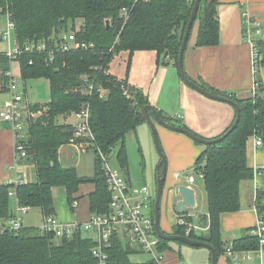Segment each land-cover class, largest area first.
I'll use <instances>...</instances> for the list:
<instances>
[{
  "label": "trees",
  "instance_id": "1",
  "mask_svg": "<svg viewBox=\"0 0 264 264\" xmlns=\"http://www.w3.org/2000/svg\"><path fill=\"white\" fill-rule=\"evenodd\" d=\"M193 3L194 0H7L20 44L67 30L70 23L71 29L78 26V40L94 45L59 54L55 56L54 63L40 54L23 53L19 56L23 80L42 76L50 82V101L43 113L29 123L28 134L23 139L26 155L20 163L33 164L35 177L16 187V196L21 204L38 207L42 213H54L51 188L60 185L65 187L69 209L74 212V204L78 201L74 195L81 184L88 182L94 184V190L88 194L90 212H109L110 193L95 151V171L91 177L80 176L76 168L64 167L59 162V147L72 137L74 126L58 124L57 119L60 115L77 111L82 103L88 102L89 127L94 144L104 153L111 152L110 148L119 144L116 159L122 171L125 170L128 158L124 138L127 132L145 122L140 108L148 104V100L139 89L128 86L125 80L112 77L108 73V64L114 54L121 51L128 52L129 65L134 51L155 50L158 61L168 51L161 62L173 61L177 66L182 36ZM218 3L219 0L200 1L195 17L198 22L197 46L218 43ZM5 4V0H0V6ZM123 8L130 9L127 18L120 16ZM106 20H109L108 26ZM112 46L113 50L109 52ZM260 56L259 64H264L262 48ZM6 69L5 65L1 72L3 78ZM82 75L95 77V82L107 90L106 95L100 97L96 90L90 95L79 91L83 84ZM122 86H127L126 95ZM263 91L258 83L251 96L246 98H238L227 91L218 92L239 107L238 122L221 141L205 145L195 160V170L201 173L207 199V214L200 216V222L208 225V231L205 235L191 232L189 236L210 243L219 255L225 251L220 215L240 208V182L252 175L247 166L246 142L256 134L264 145ZM32 108L37 110V106ZM158 113L173 124L163 112L158 110ZM161 166L160 161L159 171ZM10 187V183L0 185L2 218L13 213L8 195ZM263 199L264 190H259L256 206L264 218ZM182 217L190 222V217ZM173 234L185 235V224H177ZM168 243V240L160 238V249L164 251ZM93 244V239L83 233H76L71 238H55L38 230L35 232L34 225L23 226L17 233L6 231L0 234V264H94L90 251ZM258 244V238L250 233L235 239L231 246L238 251L256 249ZM106 250L107 264H151L132 262L129 258L131 249L125 247L116 235L111 237Z\"/></svg>",
  "mask_w": 264,
  "mask_h": 264
},
{
  "label": "crops",
  "instance_id": "2",
  "mask_svg": "<svg viewBox=\"0 0 264 264\" xmlns=\"http://www.w3.org/2000/svg\"><path fill=\"white\" fill-rule=\"evenodd\" d=\"M244 14L253 23L258 22L260 24L261 35L255 36L260 53L261 48L264 49V0H219L217 5L219 40L215 45L197 46L198 22L193 23L184 50L182 66L189 79L211 93L218 94L220 91H227L238 98H246L251 96L256 82L264 88V64H259L258 69L253 70L251 49L243 41L246 27ZM5 46L6 44L0 40V51L4 50ZM6 59L4 55L0 56V110L3 108L4 100L9 97L8 92L2 87L5 78L2 77L1 72L5 65L8 67V60ZM164 59L163 57L162 60ZM162 60L158 61L155 50H136L132 53L128 65V52L121 51L110 60L108 73L118 80H125L128 86L139 89L147 98L148 104L163 112L170 118L171 122H179L178 126L185 127L207 139L221 136L235 119L236 110L234 106L228 101L207 96L190 87L181 80L178 67L173 61L166 64L162 63ZM20 82L26 100H33L32 104L29 103V108L37 106V110L45 109L50 101L49 80L41 76L26 80L21 78ZM46 92L49 97L44 99ZM262 95L264 98V91ZM57 120L58 124L65 125H74L76 122L72 113L60 115ZM139 125H143V122ZM28 126L29 124L22 129L25 138L28 134ZM156 127L160 133L161 149L167 156V175L163 189V195H165L163 206L167 214L163 220L160 217V227L164 232L173 234L175 226L180 224L178 219L186 215L191 218L189 223L204 228L198 235H205L208 231V225L201 224L200 216L207 214V199L205 192L202 196L197 194L195 188L196 177L195 181L191 183L195 192L194 207L187 209L184 213H178L174 205L179 198L176 192L177 186L188 184L187 176L191 173H187V168H195V160L206 146L196 142L184 133L172 131L159 124ZM14 141L15 132L11 124L0 118V185L9 183L16 174V170L12 166ZM66 145L68 144L60 146L58 150L59 162L62 166L64 165L62 164L61 154L65 152ZM246 159L247 166L252 170V175L240 182V208L220 215V230L225 249L228 245H232L235 239L250 234L251 228L255 226L258 219V215L253 208L256 204L257 188L264 186V145L255 146L252 136L246 142ZM75 164L74 162L73 165L70 164L64 167L76 168ZM17 171L25 181L35 177V168L31 163H20L17 166ZM122 174L131 186L146 184L145 181L142 184H135L129 176H125L124 171ZM201 182L203 188V179ZM93 190V183L81 184L78 192L74 195L78 197V201L75 203L74 212H71L65 187L60 185L52 187L54 214L60 220L66 222L86 221L91 214L90 209H88V194ZM11 204L12 209H14L13 199H11ZM28 214L29 211L25 214V217L28 218ZM168 214L170 216H167ZM83 234L93 236L90 232H83ZM119 240L122 243L124 242L123 239L119 238ZM123 245L131 249L129 256L141 253L125 243ZM175 247L169 244L164 250L162 264H196L191 255L196 254L198 251L201 252L200 254L198 252L201 264L211 263V252L190 248L202 246L182 245L178 249H175ZM236 252L238 256L233 259L224 251L223 254L219 255L217 264H264V253L260 255L257 248ZM187 255L189 257H185ZM131 261L134 263L148 262L147 259Z\"/></svg>",
  "mask_w": 264,
  "mask_h": 264
},
{
  "label": "built area",
  "instance_id": "3",
  "mask_svg": "<svg viewBox=\"0 0 264 264\" xmlns=\"http://www.w3.org/2000/svg\"><path fill=\"white\" fill-rule=\"evenodd\" d=\"M5 1L6 4L0 6V40L6 46L4 50L0 51V55L6 56L8 60V67L3 72L5 80L2 87L8 92L9 97L4 100L3 108L0 110V118L9 122L15 132L14 161L12 166L15 168L16 174L14 179L9 182L11 187L8 190V195L14 202L13 213L7 218L0 217V234L6 231L19 232L24 226L23 215L31 208L29 205L21 204L16 196V187L25 182L24 178L18 173L17 166L20 164L21 158L26 155V147L23 144L25 133L22 129L42 113V110L35 112L29 108V101L26 100L24 93L19 88L18 79L21 76L19 56L23 53L40 54V56L44 55L48 62L54 63L55 56L59 54L94 46L92 42L77 39L78 26L70 31L61 30L51 36L38 40H29L24 44H20L16 37V27L12 13L8 8L7 0ZM129 11L130 9L123 8L120 11V16L127 18ZM244 22L246 27L243 41L251 49L252 68L256 71L259 66L260 53L255 36L261 35L260 24L258 22L253 23L246 14H244ZM112 50L113 46L108 49L109 52ZM29 63H32V59L29 60ZM81 78L83 84L78 88L79 91L90 95L96 90L100 97L106 95L107 90L95 82V77L83 75ZM257 86L258 82L255 83L253 91ZM121 88L126 95L128 93L127 86H122ZM74 114L76 122L72 125L74 126V131L72 137L69 138V144L78 153L87 150L95 151L101 167L102 177L110 193L109 212L106 214L91 213L89 219L83 222H66L60 220L54 213H42L41 222L37 226L38 232L55 238H71L76 233L83 232L92 233L93 236L89 237L94 242L90 250L95 259L94 264L108 263L106 248L113 235L118 236L121 240L123 239V243L131 248H136L140 252L150 255L149 263L162 264L164 251L160 249V238L154 229V196L150 192L148 184L138 187L131 186L122 172L110 164L111 152L104 153L94 144V137L89 127L90 106L88 102L82 103ZM178 116L180 117V115ZM252 137L255 146L263 145L259 135L253 134ZM110 149L112 150L113 147ZM198 175L201 176V173L198 172ZM194 181L195 176L189 174L187 176L188 185L191 186ZM257 189V192L264 190V186ZM262 203L264 206V199ZM253 209L258 215V219L255 226L251 228L250 233L258 238L259 246L257 251L261 255L264 253V218L259 214V208L256 204ZM178 220L179 223L185 224L186 236H189L191 232L198 235L204 229L185 221L183 217ZM225 253L232 256L233 259L238 256L231 244L226 247Z\"/></svg>",
  "mask_w": 264,
  "mask_h": 264
},
{
  "label": "rangeland",
  "instance_id": "4",
  "mask_svg": "<svg viewBox=\"0 0 264 264\" xmlns=\"http://www.w3.org/2000/svg\"><path fill=\"white\" fill-rule=\"evenodd\" d=\"M76 27H77V25H75L74 28H76ZM67 30L68 31L71 30V24L70 23H68V29ZM20 81H21V76L18 79V82H20ZM20 83H19V88H20L21 92H23L22 86H20ZM131 95H132V93H131ZM48 97H49V95L46 92L44 99H47ZM32 102H33V100L29 101L30 104H32ZM31 109H32V111L38 112V110H34L33 108H31ZM40 109H42V108H40ZM74 112L75 111H72L71 113L76 120V116H75ZM42 113H43V110H42ZM57 122H58V120H57ZM173 123H175L177 125L179 124V122H173ZM135 134H136V136H135ZM159 136H160V133L158 131V137ZM159 142H160V137H159ZM66 144H68L69 146L66 145L65 146V148H66L65 152H63L61 154L62 155V164L64 166H68L70 164L73 165V163L75 162L76 163L75 165L77 166L76 168H77L78 174L80 176H83V177L93 176L94 175V167H95V156H94L93 151L87 150L85 152L78 153L76 151V149L72 145L69 144V140L67 141ZM118 147H119V144H116L113 147V149L111 150L110 164L113 167L118 168L122 173L124 171L125 176L126 177L129 176L130 180L135 184H137V183L142 184L145 181V183L148 184V186L150 188V192L154 196V200H155V194L157 193L156 192V179H157V174L159 171L161 156H160V153L157 151V148L155 147L153 135H152V132H151L148 124L146 122H143V125L137 126V129L135 131H129L126 133V135H125V148H126V152H127L128 164H127V168L123 171L120 168L119 164L117 163V159H116V152H117ZM66 150L68 151V153ZM160 170H161V168H160ZM187 171H188L187 173H191L196 177V179H197V181L195 183L196 192L198 195L200 194V196H202V194H204V192H205V191H203V188L201 186L202 185V182H201L202 177H200V175H198V171L195 170L194 167L187 168ZM134 186L138 187L140 185L138 184V185H134ZM164 198H165V195H163L162 202L160 204L161 220H163L167 214V212L164 211V206H163ZM153 204H154V201H153ZM167 216H170V215L168 214ZM22 219H23L25 226L26 225L27 226H33L34 225V231L36 232L37 226L39 225V223L41 221V211L38 207H32L29 209L28 218H27V216L25 217V214H24ZM169 244H170V246H176L175 249L176 248L178 249L179 246L187 245V244H184V243L179 242V241H169ZM183 248H185V247H183ZM190 248H193L192 250H201L202 249V250H206L207 252H210L209 249L205 248V247H190ZM198 252H199V254L201 253L200 251H198ZM198 252L196 254H192L191 256H193L192 259L196 264H201L200 263L201 262L200 261V255L198 254ZM185 257H189V255H187ZM129 258L131 260H138V259L146 260L147 259L149 261L150 255L141 252L139 254H132L131 256H129Z\"/></svg>",
  "mask_w": 264,
  "mask_h": 264
},
{
  "label": "water",
  "instance_id": "5",
  "mask_svg": "<svg viewBox=\"0 0 264 264\" xmlns=\"http://www.w3.org/2000/svg\"><path fill=\"white\" fill-rule=\"evenodd\" d=\"M200 1L201 0H194L192 10H191L189 19L187 21V24H186V27H185V30H184V33L182 36V40H181V44H180V48H179L178 60H177L178 71H179L180 77L182 78L181 80H183L190 87L198 90L199 92H201L207 96L227 101V99L223 98L222 96H220L218 94L211 93L209 90H206L205 88H203L202 86H200L196 82L189 79L187 77V75L185 74L184 68L182 66L183 65L184 50L186 48V44H187V41H188V38L190 35V31H191L193 23L195 21V17H196V13H197V9L199 7ZM106 24L108 26L109 20H106ZM167 52L168 51L164 52V55H163L164 58L167 57V55H168ZM233 105H234L235 110H236V116H235L234 122L232 123L230 128H228V130L226 132H224V134H222L221 136H219L217 138H212V139L203 138V137L193 133L192 131H190L189 129H187L185 127L174 125V124L167 122L162 117H160V115L158 113V109H155V107L151 104H146L140 108V112H141L145 122L148 124V126L152 132L155 147L157 148V151L160 153L161 162H162L161 170L157 174V179H156V192L157 193L155 194V200H154V204H153L154 220H155L154 221L155 232H156V234H158L159 238L164 239V240L179 241V242H182V243L187 244V245L202 246V247L208 248L209 251L211 252V263L210 264H217V261H218L217 259L219 257V254L213 245H211L208 242L198 240V239H194V238H192L190 236H186V235L168 234V233L164 232L160 227V204H161L162 197H163L164 183H165L166 175H167V158H166L165 154L163 153V151L160 147V142H159L158 131H157L156 125L159 124V125H162L168 129L172 130V131L184 133V134H186V136H189L190 138H192L196 142H199L200 144H203V145H209V144L217 143V142L221 141V139L223 137H225L227 134H229L238 122L239 107L236 104H233ZM176 192L179 196L178 200L175 202V205H174L176 212L184 213L187 209L194 207V205H195V192H194V188L192 186H190L188 184H179L176 188Z\"/></svg>",
  "mask_w": 264,
  "mask_h": 264
}]
</instances>
